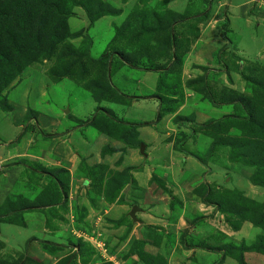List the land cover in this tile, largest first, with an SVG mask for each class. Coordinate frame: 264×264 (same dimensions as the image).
<instances>
[{
	"label": "rangeland",
	"instance_id": "obj_1",
	"mask_svg": "<svg viewBox=\"0 0 264 264\" xmlns=\"http://www.w3.org/2000/svg\"><path fill=\"white\" fill-rule=\"evenodd\" d=\"M92 1L107 3L112 9L118 10L119 14L116 16H102L90 22L87 10L82 7L72 6L71 12L73 14L67 19L69 37L58 46L54 55L48 58H39L27 66L24 73L27 71L26 74L32 76L28 77L10 98L9 103H14L19 93H24L33 80L42 81V85L46 81V84L42 86L45 89V94L38 99V109L32 108L29 102H24V106H21L22 108L13 106V110L10 112L3 111L0 106V132H5L7 130L6 127L9 128L14 123H17L19 127L16 131L15 142L13 144L17 143L19 151L23 152V154H28L24 158L22 157L20 162H17L26 169L25 177L28 176V181H20L13 186L14 192L10 197L11 202L15 198L19 199L21 196L19 201L22 202V206L28 207L32 205L31 210L35 215L37 213L44 214H39L36 221H39L40 216L43 218L45 225L43 226L46 229L45 233L63 231L67 235L63 236L64 239L61 238L63 241L60 243L64 242L67 244L75 239H79L76 232L74 233L75 235L68 234V220L61 216L66 212V208L64 209L62 203L68 204L71 195V200H73L72 215L75 205H78L79 210L77 211L85 219L82 242L86 244L84 253L87 254H85L82 260L78 257L76 259L77 264H148L149 260L146 256L143 260H138V262L133 259L131 249L138 241L143 245L139 250L150 256L154 264H162V256L158 254L157 248L152 247L153 242L163 237H166V239L171 237V239L169 238L170 242L173 239L175 243L177 235H179L180 242L186 240L185 237L187 235V237L194 238L204 243L203 245L210 247H221L222 243H234L236 245L244 243L251 245L259 234H254L250 229L257 227H254L250 223L252 225L250 228L247 223L248 221L230 216L226 212V209L230 205L228 201H232L234 197H243L248 201L258 203L257 206L253 205L255 210H260L259 208L261 207L259 206H263L261 211H264V188L254 186L250 182L253 168L244 166L240 162L229 161L228 148L218 147L211 150L210 147L216 138V135L212 134L214 129H201L197 127L198 123H195L196 120H194L196 119V115H202V119H207L204 122L205 124L209 121L221 119V117L213 112L214 109H212L217 107L214 103L227 99L223 96V90L221 92L217 91V89L223 86V81L220 79L218 81L217 70H213L215 72L212 73L211 78L208 76V96L198 93V95H188L186 98H184L185 89L183 87L190 81L187 78L190 73L183 72L185 69L184 62L182 66H175V69L173 68L172 73L169 76L167 75V77L162 75L160 78V75L157 74L156 86L158 85V81H161L162 84L167 81L169 85L176 83L179 86V88L174 89L176 91V95L174 96L176 99L173 101L176 103L170 104L165 109L163 107L162 111L167 112H164V115L161 117H159L161 111L155 115L154 112H150V109L141 110V105L145 106L150 103L133 104L129 110L123 109L122 111L115 108L116 106L113 107V114L118 119L132 123L141 122L142 120L148 122L154 120L156 126H153V128L158 130L156 131L157 135H161V143L156 141V143L151 142L147 144L149 148L145 149L144 147L143 153L140 152V146L138 149H134V151L133 149L128 151L130 150L128 149L127 152H124L120 156L122 158H120L117 154L100 155L102 147L111 148L108 147L107 143L98 148V145L101 144L100 139H102L98 137L94 140V143H91L93 156L85 158L91 163H87L90 166L92 164H99L103 167L105 165L106 168H97L95 170L96 176L92 175L90 179H87L84 175L85 162H79L73 168H65V163H62V166L59 168H51V166L43 164L39 159H36L35 155L40 154V152L42 153L48 148L47 140L49 137L41 132L43 125L45 127L46 124L40 123V118L44 117L46 121H50L51 118L55 117L54 113H59L60 117L65 119L64 121L68 126L75 127V129L82 128L71 117L86 119L90 116L95 111L93 108L95 104L91 100L94 92H96L95 90H100L106 81L109 82L108 73H106L107 79L103 78L94 81V77L99 78L100 76V70H96L94 71L96 75L86 77L93 85L91 90H88L85 88V80L82 81L83 84L81 81H78L79 74L72 75L73 77L71 76V78L62 77L60 76L63 73L62 70L69 66L76 57L78 60L82 57L81 61L83 62L85 60L83 58L87 57L90 60L97 61L106 50L108 52L129 50L126 46L128 45L126 43L129 37L128 33L126 36L117 35L120 33L122 27L126 25L131 26L130 22L134 23V13H138L137 7H140V12H144L146 15L153 11L163 15L167 11L174 14L186 12L189 13L190 18L194 15L193 13L201 11L206 18L199 23L200 27L204 26V28L211 29L209 34L204 36L205 41L203 44L209 42L210 39L217 40L216 38H218L220 40L223 39L222 44L227 48H222L223 46L217 43L216 46H213L216 49L213 56L204 55V58L208 57L205 60L216 62L217 59H222L223 61L224 55L232 54V57L233 55L237 56L236 53L239 50L246 59L241 57V61H238L240 65L235 63V69L240 73L241 71L244 74L246 73L245 75H248L252 79L254 77L256 79H264V64L259 60L262 53H264V0ZM174 18L176 19L175 16ZM229 18L237 19L234 25H231V28H233L231 32L229 31ZM146 21H151V18L149 19L147 16ZM247 21L250 22L246 23ZM259 23H262L261 28H258ZM199 24H197L198 33L201 31ZM125 28L127 29V27ZM133 31L134 26L133 29H130L129 35ZM163 35L164 33L158 37L160 38ZM117 37H122L124 40L122 38L121 40L118 39L115 41L117 45H112L113 39H117ZM196 38L198 37L191 36L189 38L190 51L191 46L196 42ZM253 38L255 39L254 41L252 40ZM108 39L112 41L106 44L105 41ZM118 45L120 46L118 47ZM137 46L134 45V47ZM197 47H193V49L196 50ZM257 51L261 53L256 55ZM153 63L154 65L170 66L171 60L169 61L168 56L161 57ZM194 68L195 65L192 64L191 69ZM133 71L136 72V70L126 68L125 73L134 74ZM54 72L56 76L58 75L56 79L54 78ZM34 73L37 74L35 77ZM146 78L150 80L149 77L146 76ZM132 79H135L133 75ZM112 80L121 90L128 91L134 86V82L124 83L120 78L113 77ZM242 80L244 81L243 78ZM244 83L246 84V89L248 83L246 81ZM252 84L250 87L256 93V99L257 97L261 99L264 95V90L258 85ZM80 86L86 89L88 93H86V90L84 91L80 88ZM30 97L31 93L29 94L28 92L23 95V98L28 100ZM209 97L213 100H209ZM28 110L32 111V114L28 116L29 118H27ZM169 110L170 117L168 115ZM68 114H71L69 118L67 117ZM165 117L169 118L166 119ZM164 118L166 121L162 123ZM183 118H188L186 121L189 120V122L186 124L190 125V127L179 125L185 123L180 120ZM2 121L6 122L5 127L2 125L4 124ZM169 122H172L176 127L175 131H171L173 126ZM165 123L169 124V126L167 125L168 128H166ZM164 129L166 131H163ZM185 130L187 131L185 132ZM56 131L50 135L54 136L53 134L58 133ZM239 133V131L230 130L226 135H237L236 137H238ZM188 134L194 135L189 137L191 139H187L186 142L183 137ZM24 139L28 141L27 146L22 142ZM143 143L146 145L148 141H144ZM176 145L183 151L174 148ZM107 148L103 149L104 153ZM50 159H48L49 162ZM144 165L147 167L148 180L144 179L141 188L132 189V183L125 184L120 188L121 183L126 181L123 175L126 170L132 168L129 172L133 180V173L137 172L138 169H143ZM58 170L61 172L58 173ZM44 173L48 178L46 182L40 184ZM84 181L88 182L84 183ZM128 185L130 186V190H128ZM75 189L77 190L74 193ZM187 194L190 197L189 199H186ZM128 199L136 202V206L139 209L145 210L150 215V218H154L155 216V218L160 220V224L163 223L162 227L154 225L145 226L144 232L136 231L134 235H131L126 228L130 229L137 222L129 221V217L124 216L125 210L122 212L118 208V206L126 204L125 202L129 201ZM173 200L177 202L173 204L174 207L172 208ZM19 201L15 202V204H18ZM219 202L224 206L220 207ZM60 207L62 209H59ZM3 208L5 209V207ZM31 210H26L27 216L31 213ZM55 210H57V216L61 218V226L56 223L54 225L53 221L49 219ZM151 210H154V212H150ZM60 211L61 213H59ZM0 212L4 213L3 210ZM124 225L126 226L124 228L126 233L123 236V233L114 234V230ZM72 226L73 222L70 227ZM173 228L175 231L179 230L175 232ZM147 232L148 234H146ZM259 232L263 233L264 236V228H260ZM190 233L193 237L190 236ZM129 234L132 236V240L127 242V235ZM142 235H145L144 239ZM148 239H150V245L148 244ZM42 242L47 243L49 241ZM72 253L73 251L70 252V255ZM210 257L213 259V256L210 255ZM22 259L25 260L26 258H22L21 256L17 260L11 258V261L20 262ZM246 260L249 264H262L259 258H257V254L254 253H247ZM15 261L11 264H16L17 262Z\"/></svg>",
	"mask_w": 264,
	"mask_h": 264
},
{
	"label": "trees",
	"instance_id": "obj_2",
	"mask_svg": "<svg viewBox=\"0 0 264 264\" xmlns=\"http://www.w3.org/2000/svg\"><path fill=\"white\" fill-rule=\"evenodd\" d=\"M72 6L82 7L87 10L90 22L102 16H116L119 14L118 10L112 9L107 3L104 4L100 1L92 0H0V106L3 111L10 112L13 110L12 105L9 103L10 98L20 85L27 80L28 77L30 78L32 76L26 74L27 71L24 73L27 66L34 63L39 58H48L54 55L58 46L69 37L67 19L73 14L71 12ZM139 8L137 7L138 13H134V23L130 22L131 26L126 25L125 27H127V29L122 27L120 33L117 35L126 36L128 33L129 37L126 41L128 45L126 46L129 50H114L110 52L106 50L97 61L90 60L87 57L83 58L85 59L83 62L81 61L82 57L79 60L76 57L69 66L62 70L63 73L60 76L71 78L72 75L79 74L78 81L82 82L85 80V88L91 90L93 85L86 77L93 76L94 74L96 75L94 71L100 70L99 78L94 77V81L103 78L107 79L106 73L108 66H111V68L113 66L111 57H115V61L119 60L122 67L155 72L160 75V78L162 75L164 77H167V75L169 76L175 66H182L190 51L189 38L191 36L197 37V24L204 21L206 18L205 15L202 14L201 11L193 13L194 15L192 18H190L188 15L189 13L186 12L174 14L167 11L163 15L153 11L146 15V13L140 12ZM147 16L149 19L151 18V21H146ZM133 26L134 31L129 35L130 29H133ZM190 31H193L194 34ZM162 33H164V35L159 38L158 36ZM121 38L122 37H117V39L114 38L112 45H117L115 41L118 39L121 40ZM134 45L138 46L134 47ZM119 46L120 45H118V47ZM167 56L169 57V61L171 60L170 66L154 65L153 62L155 60ZM233 58L241 61L237 56L233 55ZM201 69L204 71V74L194 80H190L185 86L186 88L194 90L197 94L202 93L208 96V76L206 75L208 69L203 67ZM23 73L24 75H22ZM245 74L241 71L240 75L244 81L248 83V87L245 89L246 95L223 90V96L227 99L217 103L212 101V103L217 106L220 104L233 105L234 108L238 110H235L234 114L225 115L221 119L209 121L206 124H197V127L204 130L214 129L212 134L216 135V138L210 149L214 150L218 147L228 148L229 161L240 162L244 166L253 168L250 182L254 186L264 188V95L261 99H256L253 89L250 87V85L254 83L264 90V79H256L255 77L252 79ZM57 76L55 73L54 78H58ZM166 84H168L167 81L163 84L161 81H158V85L156 86L155 98L160 103L158 112L161 111L159 117L163 116L164 112H167L162 111L163 107L165 109L170 104L176 103L173 101L176 99L174 97L176 95L174 89L179 88V86L176 83L171 85L168 84V86H166ZM200 87L202 88L200 89ZM95 91L92 97L97 101H108L113 98L117 99V96L120 97L118 99L123 98L122 94L114 89L108 81L105 82V85L101 87L100 90L96 89ZM209 100L213 99L209 97ZM170 110L168 113H170ZM28 111L27 118L32 114L31 110ZM71 118L78 124H84L85 127L91 126L97 128L98 131H104V133L109 136L114 135L116 132L115 123L117 127H119L117 117L108 110H105L103 114H96L90 117L86 122L73 117ZM180 120L184 121L186 118ZM122 123L125 125V129L123 132L117 128L118 135L125 140L124 143L128 147L138 149L141 142H132L128 134L135 131L137 127L147 125L148 123H132L127 121H122ZM231 129L239 131V136H227L226 133ZM174 148L182 150L177 145ZM106 152L111 153L114 151L107 148L105 150V153ZM83 162H85L84 175L87 179H90L92 175L96 176L97 173H95V170L99 167H103L99 164H92L90 166L86 161ZM104 168H106L105 165L103 169ZM130 170H132V168L123 173L126 181L121 183L120 188L125 184L134 183L129 172ZM59 172L61 171L58 170V173ZM174 200L171 205L172 208L174 207L173 204L177 202ZM228 202L230 205L226 209V212L230 216L248 221L254 227L264 228V211H261L263 206H259L261 207L259 208L260 210H255L254 206H257L258 203L250 200L248 201L243 197H234L232 201ZM64 206L65 203H63V207ZM219 206L222 207L224 205L220 203ZM4 207L8 211L0 213V221L3 222H10L12 220L11 218H14L16 214L18 215L26 210L30 211L32 209V205L25 207L20 204V201L18 204H13V201L11 202L9 198L5 201ZM73 210L74 231L78 232L80 230L81 233H84V227L82 226H84L85 222L83 221L81 213L77 211L79 210L78 205H75ZM83 211L85 212V210ZM254 212L255 215L253 216ZM22 224L24 225V223L21 222V225ZM69 234H72V232H69ZM222 236L225 237L224 235ZM78 238L79 239H75L67 244L64 242L60 245H50L45 242H41V244L44 249L53 253L66 251L56 264H77L76 259L80 257L82 260L85 254H87L84 253L86 244L82 242L83 237ZM203 244L202 242L194 240L190 246L204 249L209 252H221V258L214 264L221 263L226 257L232 258L237 264H249L246 260L247 253L257 254V258L264 264L263 235H258L251 245H246L244 243L239 245L234 243H222L221 247H210ZM142 246L140 241L135 243L131 249L132 256L136 257L137 262L138 260H143L146 256L149 260L148 264H154L150 256L144 254L142 250H139ZM72 251L73 253L70 255Z\"/></svg>",
	"mask_w": 264,
	"mask_h": 264
},
{
	"label": "crops",
	"instance_id": "obj_3",
	"mask_svg": "<svg viewBox=\"0 0 264 264\" xmlns=\"http://www.w3.org/2000/svg\"><path fill=\"white\" fill-rule=\"evenodd\" d=\"M236 20H237L236 18H232V19L229 18L230 31L233 30V28H231V25H234ZM248 22L250 21H247L246 23ZM261 25L262 23H259L258 28H261ZM199 28L201 31L198 33L199 35H197L198 38H196V42H194V45L191 46V51H189L188 55L186 56L184 60L185 69L183 72L187 74L190 73L189 74L190 76L188 75L187 78L190 80H194L197 77L202 76L204 74V71L201 69L202 67L208 69V71L206 72V75L209 76V78H211L212 73L215 72L213 70H217L218 81L219 79L223 81V86L217 89L218 92H221V90H227L229 92L231 91L237 94L246 95L247 94L245 91L246 84L242 80V77L240 75L241 73L235 69V63H237V65H240L239 64L240 62L234 59L232 57V54L224 55L225 57L223 58V61L222 59L221 60L217 59L216 62H210L209 60L206 61L205 59H207L208 57L204 58V55L211 57L213 56L216 50L215 47L213 46H216L217 43L218 45L223 46L222 48H224L225 46L222 44L223 39H221L222 40L221 41L220 39L216 37L215 38L217 40L210 39L209 42H206V44H203L205 41L204 36L209 34V31L211 29L209 30L207 28H204V26L200 27V24H199ZM252 40L254 41L255 39L253 38ZM110 41L112 40L108 39L107 41H105V43L107 44ZM196 46L198 47L196 48V50H194L193 47H196ZM225 49L227 48L225 47ZM260 53H261L260 51H257L256 55H259ZM236 55L239 58L242 57L243 59H246L243 53L240 52L239 50H238V53H236ZM259 60L264 64V53H262ZM111 62L113 63V66L112 68L111 66H108V70H107L109 83L114 87V89H116L117 91H119V93L122 94L123 98L118 99L120 97L117 96V99L113 98L112 100H108V101H105V100L97 101L93 97L92 98L90 97L91 100L95 104V106H93L95 111L90 116H88L86 119H81V118H77L74 116L73 118L86 122L90 117L96 114H99V115L103 114L105 110L111 111V113L113 114V110H114L113 107L115 106H116L115 108H118V110L122 111L123 109L129 110L133 104H137V103H150L145 106L141 105L140 108L141 110L150 109V112L151 113L154 112V114L156 115L158 113V110L160 109V103L155 98L156 79H157L158 73L150 72V71H143V70H138V69H131L129 67L130 70H136V72L133 71L134 74L133 73L126 74L125 70L127 67H122L121 64L119 63L120 62L119 60L115 61V57H111ZM192 64L195 65L194 69H191ZM33 75L35 77L37 74L34 73ZM132 75L135 77L136 80L132 79ZM146 76L149 77L150 80H147ZM89 77H92V76H89ZM113 77L120 78L124 83L134 82V86L132 87L131 90H128V91L121 90L113 83V80H112ZM241 80L243 81V84ZM44 84H46V81H44L43 85H42V81H39V80L31 81L30 84L28 85L27 90L24 92V93L28 92L29 94L31 93L30 99L28 100V99L23 98L24 93L20 92L19 95L14 100V103H11L12 107L17 106L20 108L21 106H24V102H29L32 108L38 109L37 107V104H39L38 99L45 94V89L44 87H42L44 86ZM80 88H82V86H80ZM183 88L185 89V90L183 89L185 93L184 98L192 94L198 95L194 90L186 88L185 85ZM82 89L84 91L86 90L84 88ZM126 92H129V93H126ZM86 93H88L87 90H86ZM257 99H259V97H257ZM212 109H214L213 112L221 118L225 115L234 114L235 110H238V109H235L234 106L230 104H223L221 106L219 105ZM237 112H240V111H237ZM168 115L170 117V113H168ZM54 116L55 117L51 118L50 121L49 120L46 121L44 117L40 118L39 120L40 123L46 124L45 127L43 125L41 132L46 134L47 137H49V139L47 140L48 148L42 153L40 152V154L35 155L36 159H39L43 164H47L48 166H51V168H59L62 166V163H65L64 165L65 168L67 167L73 168L79 162H83V161H86L87 163H89L87 161V158L85 157H89L92 155L91 143L92 142L94 143L95 142L94 140H96L98 137L102 138L100 139L101 144L98 145V148H100L101 145L107 143V145H109L108 147L111 148V149L109 148L108 149L114 151L111 153L110 152L104 153L103 149L107 147H102L100 155L101 154L102 155L117 154V156L120 157L122 154H124V152H127L128 149H130L128 151H131L133 149L131 147H128L124 143L125 140L121 136H119L117 133L118 131L117 128L120 129V131L124 132L125 125L122 123V121H125V120L123 119L117 118L119 127H117V124L115 123L114 125L116 129V132L114 134L115 136L114 135L109 136L105 134L104 131L100 132L97 130V128H93L91 126L85 127L84 124H78L77 122L76 123L78 124V126L82 127L83 129L82 128L75 129V127H71L70 125L69 127L68 124H66V122L64 121L65 119L60 117L59 113H54ZM69 116H71V114L67 115L68 118ZM181 116H185V115H181ZM165 118L162 120V123L163 121H166L167 118L166 119ZM187 119L188 118H186V120ZM186 120H184L185 122L184 124H179V125L190 127V125L186 124L189 122V120L188 121ZM194 120H196L195 123H198V124H203L204 122L207 121V119H202V115L201 116L196 115V119ZM141 122L148 123V124L137 127L135 131L129 134L126 133L130 135L131 141L132 142L140 141L141 144L143 145L145 144L143 143L144 141H148V143L144 145L145 149L149 148L148 147L149 145L147 144L151 142L156 143V141H159L161 143V135L160 136L157 135L156 131L158 130H155V128H153V126H156V123H154L155 121L151 120L150 122H148L146 120H142ZM2 123H4L2 125L5 127L6 122L2 121ZM169 124L173 126L171 131H175L176 127L173 125V123L169 122ZM169 124H166V128H168ZM18 127H19L18 124L14 123L11 127H9L11 131L8 127H6L7 130L5 132H2V133L0 132V211L3 210L4 212L8 211L6 210V208L4 209L3 207H4L5 201L8 198L10 199L12 193L14 192L13 186L17 182H20V181L27 182L28 181V176L25 177L26 169L23 168V166L20 163L19 164L17 163L22 160L21 159L22 157L24 158V156L28 154L26 153L23 154V152L19 151L18 145H16L17 143L13 144V142H15L14 139L16 137V131L18 130ZM56 130L58 131V133L53 134L54 136H51L50 134H52V132ZM231 130H234V129H231ZM163 131H166V130L164 129ZM186 131L187 130H185V132ZM193 135L194 134H188L183 138L187 142V139H191L189 137H192ZM22 142L23 144H25V146L28 145L27 139L22 140ZM49 158L52 159V160L50 159V162L48 161ZM13 163L15 164L13 165ZM146 172H147V167L144 165L143 169L142 168L138 169L137 172L133 173V178H134L133 180L135 184L132 183L131 185L132 189L141 188L143 186L144 179H146V181L148 180L147 179L148 173ZM141 174H142V177H141ZM47 178L48 177L44 173V175L42 176V180L40 181V184L43 182H46ZM86 182L88 181H84V183ZM76 190L77 189H75L73 192L75 193ZM128 190H130L129 185H128ZM20 198L19 199L15 198L14 200H12L13 204L19 201ZM189 198L190 197L187 194L186 199H189ZM128 200L129 201L125 202L126 204L118 206V208H120L119 210H121L122 212L125 210L124 212L126 213L124 216H126L127 218L129 217V212L131 208L137 205L136 202L130 199ZM72 203H73V200H71V195H70L68 204L64 206V209L66 208L65 209L66 212L65 214L63 213L61 216H63L64 218L68 220L67 228H69L68 229L69 232H72V234L75 235L74 233L76 231H74V227L73 226L70 227L73 222ZM59 209H62V208L60 207ZM40 212H43V211H40ZM150 212H154V210H151ZM0 213H3V212H0ZM59 213H61V211ZM39 214L44 215L43 213H37L35 215V213L31 210V213H29V215L27 216V213L25 211V213L22 212L21 214H18V215L16 214L14 218H11L12 220L10 222L0 221V264H11L15 260L20 258L21 256L22 258H26V259L25 260L22 259L20 262L15 261L17 262L16 264H56L63 257V254L66 251L65 252L64 251L55 252V253L50 252L43 248L41 242L49 241L45 243L50 244V245H53V244L60 245L62 244L60 242L63 241L64 239L63 236L67 234L63 233V231L62 232L51 231L50 233L49 232L45 233L46 229L44 228L45 225H44L43 218L40 216L42 220L39 218L38 219L39 221H36ZM135 217L138 220V222L134 224L133 226H131L130 229H127L126 226L124 225V226H121V228L117 229L118 231L114 230V234L117 235V234L123 233L122 234L123 236L126 233L124 228H126L127 231L129 230L131 235H134L136 231L144 232L145 226L154 225V226L162 227V224H163V223L160 224V220L155 218V216L154 218L153 217L150 218V215L146 213L145 210H142V209H139ZM49 219L53 221L54 225L56 223L57 225L61 226V218L57 216V210L53 211V214L49 217ZM128 220L131 222H134L131 220L130 217ZM83 221L85 222V219H83ZM21 222L24 223L25 226L21 225ZM247 223L249 224L251 228L252 225L249 222ZM257 229L259 230L260 228H251L250 230L254 232V234L263 235V233H260V232L258 233ZM173 230L175 231L174 228ZM178 230L179 229H177V231ZM76 233L78 234L77 235L78 237L84 236V233H81L80 230ZM172 233L174 234L173 231ZM130 234L127 235L128 237L127 242L132 240V236ZM146 234H148V232ZM145 235H142L143 239ZM190 236L193 237L192 234ZM169 238L171 239V237ZM169 238L166 239V237L165 238L163 237L162 239L156 240L153 242V246H152L158 249V254L162 256L163 264H214V263H217L219 259L221 258V253L213 252L214 253L213 254L209 251H205L204 249H200L197 247H191L190 244L192 243V241L194 240L198 241V240L194 238H189L187 237V235L185 237L186 240H184L183 242L182 241L180 242L179 235H177L175 243L173 242L174 241L173 239L170 242ZM198 239L201 240L200 238ZM148 244L150 245V239H148ZM210 255L213 256V259H211ZM11 258H14L15 260L11 261ZM133 259L136 260V257L133 256ZM219 264H237V263L232 258L226 257Z\"/></svg>",
	"mask_w": 264,
	"mask_h": 264
},
{
	"label": "water",
	"instance_id": "obj_4",
	"mask_svg": "<svg viewBox=\"0 0 264 264\" xmlns=\"http://www.w3.org/2000/svg\"><path fill=\"white\" fill-rule=\"evenodd\" d=\"M144 145H140V152L143 153ZM139 211V208L137 206H133L129 212V217L132 221L138 222V220L135 217V213Z\"/></svg>",
	"mask_w": 264,
	"mask_h": 264
}]
</instances>
